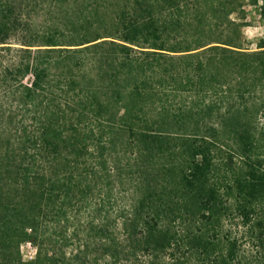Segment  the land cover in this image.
Instances as JSON below:
<instances>
[{
  "label": "trees",
  "instance_id": "16d2710c",
  "mask_svg": "<svg viewBox=\"0 0 264 264\" xmlns=\"http://www.w3.org/2000/svg\"><path fill=\"white\" fill-rule=\"evenodd\" d=\"M262 1L0 0V264H247Z\"/></svg>",
  "mask_w": 264,
  "mask_h": 264
},
{
  "label": "rangeland",
  "instance_id": "374dc122",
  "mask_svg": "<svg viewBox=\"0 0 264 264\" xmlns=\"http://www.w3.org/2000/svg\"><path fill=\"white\" fill-rule=\"evenodd\" d=\"M245 20L243 21L244 26L241 27V47L246 51H255L257 44L260 41H264V0L257 6H245ZM233 18H237L233 16ZM263 122H259V129H261ZM231 233L233 236L238 238L240 253L245 258L244 261L247 264H264V239L261 241L256 240L254 237L249 235H242L243 232L240 224L235 220L231 222ZM28 249L26 245L22 246L21 255L24 261H29L33 256L32 247Z\"/></svg>",
  "mask_w": 264,
  "mask_h": 264
},
{
  "label": "built area",
  "instance_id": "2783aa9c",
  "mask_svg": "<svg viewBox=\"0 0 264 264\" xmlns=\"http://www.w3.org/2000/svg\"><path fill=\"white\" fill-rule=\"evenodd\" d=\"M31 244H32L31 242H25V243L21 244V245H20V254H21V255L23 254L22 249H21L23 245H26L28 249H31V248H30V247H31V246H30ZM32 250H33V256H31L29 259H32V260H33L34 257H35V253H36L35 246L32 247ZM23 261H24V260H23ZM29 261H31V260H29Z\"/></svg>",
  "mask_w": 264,
  "mask_h": 264
}]
</instances>
